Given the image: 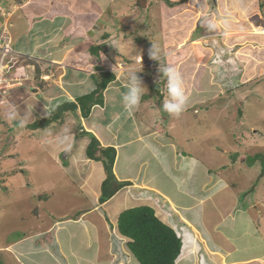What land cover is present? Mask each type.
Instances as JSON below:
<instances>
[{"label": "crops", "instance_id": "crops-1", "mask_svg": "<svg viewBox=\"0 0 264 264\" xmlns=\"http://www.w3.org/2000/svg\"><path fill=\"white\" fill-rule=\"evenodd\" d=\"M7 1L2 5L8 17L3 16L2 22L11 24V46L19 55L16 66L9 72L17 82L0 101V133L8 132L5 119H11L15 111L24 124L45 122L55 116L61 105L94 91L103 73L112 72L114 78L103 89L102 102L94 104L87 117L80 118L83 129L79 132L90 131L102 146L116 149L114 174L117 180L128 184L100 202L101 184L106 177L103 164L87 157V137L69 133L72 139L69 137L60 150H68L66 158L70 157L71 161L68 167H62L75 188L83 191L86 206L75 207L78 201H72L73 215L66 216L64 212L55 216V209L47 208L46 203L44 217L36 225L30 223L21 228L17 232L21 235L10 239L3 249L11 252L19 264H139L127 247L129 239L118 231L117 219L128 208L148 205L181 239L175 264H264V188H258L250 177L246 180L249 185L240 189L242 184L235 177L237 161L230 162L227 169L209 171L200 158L184 155L175 141L177 136L169 133L167 123L158 127L138 117L142 105L146 109L153 103L152 99L160 97L157 105L165 101L161 98L162 86L168 84L169 73L177 66L182 68V74L188 75L189 82L179 84L180 80L174 76L179 84L173 96L176 110L186 111L201 105L200 95L204 92L205 98L220 92L209 90L215 88L210 75L203 79L204 72L210 70L205 65L211 61L199 63L200 55L190 52L192 49H198L205 58H213L217 53V57H228L234 64L231 54L239 52L246 66L249 60L256 67L262 65L264 60L253 58L259 56L256 52H264L261 6L258 4L252 10L251 2L255 0H192L190 8H186V0H174L180 1L176 6L171 0ZM135 1L158 11L161 5H167L170 13L162 23L179 25L184 34L182 39L170 37L164 42L166 48L156 54L139 45L136 38L137 46L131 42L135 30L126 33L114 29L106 34V29L114 26L109 19L117 26L124 25L121 16H138L132 8ZM139 14L144 16V11ZM162 23H154L159 25L153 34L159 28L158 33L163 31ZM194 41L209 45L192 47ZM98 50L101 56L93 53ZM145 52H152L153 56L148 57ZM74 55V59L80 60L74 61ZM139 58L143 59L141 63ZM147 58L152 61L147 63L150 67L144 65ZM154 63L161 65L159 80L152 79ZM189 65L198 71L201 67L206 69L201 76L195 70L196 78H190L191 71L185 69ZM225 66L229 64L226 62ZM253 75H248L244 68L239 78L241 82L242 76L245 77L243 86L247 87ZM196 86L201 93L192 89ZM251 87L250 92L254 86ZM64 116L70 119L73 114L67 110ZM73 139L81 140L80 150L71 152L76 144ZM6 144L15 153L16 146ZM5 166L0 164V172H6L3 168L12 174L27 170L25 165L24 168ZM262 174L264 171L257 179H264ZM25 181L30 186L29 178L13 175L6 183L14 187ZM55 205L53 202L52 206Z\"/></svg>", "mask_w": 264, "mask_h": 264}, {"label": "rangeland", "instance_id": "rangeland-1", "mask_svg": "<svg viewBox=\"0 0 264 264\" xmlns=\"http://www.w3.org/2000/svg\"><path fill=\"white\" fill-rule=\"evenodd\" d=\"M3 1H5L4 3L8 2L7 0H0L1 22L4 17L6 19L8 17V12L4 10L2 5ZM12 1L15 0H11V2ZM211 1L213 2V0ZM171 2L172 4L174 2V6H176L177 3L180 5V1L171 0ZM251 3L252 5L250 8L252 10L259 7L258 4L261 6L260 11H262V15L261 17H256L263 18L262 22L264 24V0H255V2ZM172 4L170 6H172ZM192 4V0H186L185 6L186 8H190ZM154 7L158 8V6ZM132 8L138 16H121V22L124 21V25L117 22L119 25L118 29L116 22L109 19L114 23V26L107 28L106 34H111L114 29L118 32L122 29V31L125 30L126 33L135 30L131 42L137 46L134 40V38H136V42L139 45L146 48L147 51H154L156 54L166 48L164 47V42L168 41L170 37L182 39L184 36L179 25H167L162 23L170 13L167 5H161L158 11V9L147 8L145 4L142 7L135 1L134 4H132ZM142 11H144V16L139 14ZM133 14L134 12H132V15ZM14 19L15 18L12 20ZM159 21L162 23L163 31L158 33L161 30V28H159L156 34H153L156 26L159 25L154 23ZM4 22H2L3 25ZM193 37H190V39ZM196 43V41L192 42L191 46L202 45V47L206 48L209 45L208 42L205 43L204 41H201V44ZM145 45L147 46L145 47ZM192 51L196 56L200 55L199 63L203 60V64H207L208 60L209 62L211 61L208 65H205L208 66L210 70L206 73L204 72L203 79L204 77L208 78L210 75V82L215 88L212 87L213 89L209 90L214 91L216 89L220 92L215 96L213 95L206 98L204 97V92L200 95L201 101L198 100L201 105L196 104V108L186 111L176 110L177 108L173 101L175 90L178 88L177 86L179 84H187L189 82L188 75L182 74V68L177 66L175 68L177 71L172 70L169 73L171 80L168 84L162 86L161 90H163V94H161V98L165 101L157 105L160 101V97L152 99L153 103L149 104L146 109L145 105H142V108H140L138 112V117H143L147 122L153 123L158 127H162L167 123L169 133L177 136L175 141L181 145L179 147L184 155H192L196 158H200L205 162V165H208L209 171L219 170L220 168L227 169L230 162L237 161L238 166H235L237 170L236 168L234 169L237 172L235 173V177L242 184L240 189L249 185L246 180L250 177L253 179V183L256 182L258 188H264V179H257L260 172L264 171V150L261 149V146L264 147V63L256 67L257 65L249 60V65L246 66V63L241 61L242 53L239 52H233L231 54V59H234L236 62L234 64L233 61L229 62V59H226L228 57L224 59L222 56L217 57V53L214 57L212 56L213 58H208L207 56L205 58L202 54H199L198 49L197 51L192 49L190 52ZM152 52H145L144 54L151 57L153 56ZM182 52H187V50ZM73 53L75 54V52ZM93 53H98L100 56L102 54L99 50ZM167 53L171 54V52ZM77 55L80 54L78 53ZM256 55H259L258 57L255 55L253 56L256 61L264 60V52H256ZM108 56H110V58L112 57V55ZM74 58L75 55L73 56V60H80V58L77 60ZM139 60H141V58H139ZM14 61L13 59V62ZM226 62L229 66H225ZM147 63H152L150 58H147L144 65ZM195 63L193 65H195ZM147 66L150 67L149 64H147ZM151 66H154V68H152V79L159 80L157 79V74L159 75L158 72L161 65L154 63ZM192 66L189 65V68L184 67L191 71L189 75L190 78H192V76L196 78V71L201 76L203 74V69H206V67H201L202 69H200L199 72L197 68L195 69ZM254 67L256 68L253 69ZM244 68H246L248 75L254 74L253 80L249 81V84H246L247 87L243 86V83H241L245 77L243 78L242 76L241 82L239 79ZM250 70H253L254 73ZM57 75L56 73V77ZM174 76L178 77L180 80L179 84H177V79H174ZM248 85L250 87L251 85L254 86L251 92ZM240 86L242 87L238 90L239 88L237 87ZM197 87L198 86L190 88L198 90ZM198 91L201 93L200 90ZM163 95H165L164 98ZM196 96L197 93L194 94V97ZM186 97H188V95ZM183 107L188 108L189 106L183 104ZM79 117L77 118V115H73L72 118L68 119L66 117L65 119L64 116L60 121L46 122L42 126L24 124L23 120H21L20 117L18 118L17 111L11 115V119L8 121L5 119L4 126L7 127L8 125L10 129L8 132L5 131L4 134L0 133V164L5 168V165H13L15 167L18 165L17 167L21 166V168H24L22 165H25L27 170L24 169L25 172L19 170L17 173L12 174L9 170L3 168L6 172H0V264H19L11 252L5 251L3 247L10 239H15L17 236L21 235L18 234L21 228H24L30 223L36 225L40 217H44L43 211L46 209V203L48 204L47 208L55 209V216L64 212L67 213L66 216L73 215L74 209L70 208L72 201H78L74 206H86L87 202L84 201L83 191L75 188V185L70 182V180H72L70 175L63 171L62 166L68 167L71 159L70 157L62 159L61 154L63 150H60V148L66 146L65 143L68 142L70 135L72 136V134L69 135V133L72 132L75 134V132H77L76 127L82 125ZM5 134L10 136L6 137ZM188 135H193V137L188 139ZM83 137H87L88 140H90L87 135H83ZM70 138L72 139V137ZM80 139H73L74 142L76 141V144L74 143L75 145L74 148H71V152L80 150ZM6 143L16 146L14 149L15 153H12L13 149L9 150L10 146L8 147ZM234 150H236V152H234ZM229 171L230 170H228V172ZM13 175L29 178L30 186L27 185L29 182L25 181L24 184H14V187H10L6 182ZM37 195H41L40 197L42 198L39 197L40 199H38ZM48 197L50 200H48ZM59 199H63V202H60ZM53 202L56 204L55 206H52ZM51 219L54 220L55 218L51 216ZM26 260H28L27 257Z\"/></svg>", "mask_w": 264, "mask_h": 264}, {"label": "trees", "instance_id": "trees-1", "mask_svg": "<svg viewBox=\"0 0 264 264\" xmlns=\"http://www.w3.org/2000/svg\"><path fill=\"white\" fill-rule=\"evenodd\" d=\"M35 68V75H37L36 65ZM113 78L112 72L103 73L94 91L77 97L75 102L61 105L55 116L46 119L45 122H36L32 125L42 126L46 122L56 121L62 118L67 110L73 115H76L78 111L77 118L80 116L79 119L87 117L91 107L102 102V91ZM82 129L80 125L76 127L77 135H87L90 139L86 147L87 157L102 162L104 167L106 177L101 184L99 198L100 202H103L128 182L117 180L114 174L116 149L113 146H102L92 132H79ZM117 228L121 235L129 239L126 243L127 247L139 264H175L181 250V239L173 228L156 216L152 207L140 205L122 211L117 219Z\"/></svg>", "mask_w": 264, "mask_h": 264}, {"label": "built area", "instance_id": "built-area-1", "mask_svg": "<svg viewBox=\"0 0 264 264\" xmlns=\"http://www.w3.org/2000/svg\"><path fill=\"white\" fill-rule=\"evenodd\" d=\"M10 25L8 22L4 23L0 34V100L9 93L17 82L15 78L9 75L13 54H16V51L11 47V37L8 30Z\"/></svg>", "mask_w": 264, "mask_h": 264}, {"label": "clouds", "instance_id": "clouds-1", "mask_svg": "<svg viewBox=\"0 0 264 264\" xmlns=\"http://www.w3.org/2000/svg\"><path fill=\"white\" fill-rule=\"evenodd\" d=\"M4 23H6V21L4 22ZM263 28V27H262ZM9 29V28H8ZM264 29V28H263ZM259 33H261V32H259ZM261 34H264V33H261ZM11 37V36H10ZM11 43H12V39H11ZM12 47V46H11ZM13 48V47H12ZM18 53L16 52V54H13V58H12V68L10 69V71L13 69V67H15V64H16V60H17V57H18ZM13 59L15 60L14 62H13ZM142 60L143 59H141V60H139V63H141L142 62ZM10 75V74H9ZM1 101V100H0Z\"/></svg>", "mask_w": 264, "mask_h": 264}, {"label": "water", "instance_id": "water-1", "mask_svg": "<svg viewBox=\"0 0 264 264\" xmlns=\"http://www.w3.org/2000/svg\"><path fill=\"white\" fill-rule=\"evenodd\" d=\"M68 156V150H65L62 154V158H66Z\"/></svg>", "mask_w": 264, "mask_h": 264}]
</instances>
